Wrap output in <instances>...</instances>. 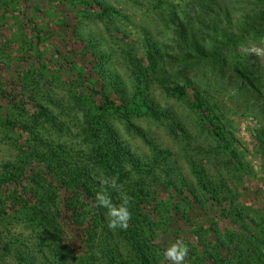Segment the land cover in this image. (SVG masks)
<instances>
[{"label": "rangeland", "instance_id": "rangeland-1", "mask_svg": "<svg viewBox=\"0 0 264 264\" xmlns=\"http://www.w3.org/2000/svg\"><path fill=\"white\" fill-rule=\"evenodd\" d=\"M195 1L198 0H18L5 5L4 0H0V82L9 90L1 95L0 106H15L14 111L19 108L28 123H33L28 126L35 127L39 122L36 131L41 135L45 133L49 144L70 140L77 149L78 127L83 118L75 96H80V92L85 95L89 90L87 86L92 84L95 91L108 90L109 96L117 100L113 86L116 83L121 88L135 85L137 67L152 63L146 56V49L152 48L155 51L153 62L157 60L159 69L145 77L147 89L162 105L177 110L185 125L182 130L176 129L178 135H174L164 123L145 117L135 119L145 130L147 139L125 130L123 164H111L113 171L100 170L102 183L118 184L127 190L130 185L139 188L141 179L155 184L170 175H182L187 177V182H195L191 180L187 162L190 156L212 179L225 183L224 191L231 189L238 203L236 207L241 210L237 211L238 215L246 213L247 216L243 225L235 212L225 215L221 207L232 208L223 199L221 206L210 200L207 214L191 209V218L206 226L213 215L216 216L213 233L216 228H221L222 233L228 227L232 233L244 234L253 228L251 211L260 209L264 202V36L257 43L249 41L229 50L219 70H213L209 63H201L183 74L174 59L175 26L192 14ZM254 6L252 0H215L214 8L227 7L236 16ZM34 27L42 30L43 39L37 38ZM234 58L247 68H238L240 74L232 68ZM27 71L29 75L23 76ZM244 73L250 76L245 79ZM198 95L214 113L220 114L218 119L224 130L219 134L234 147L233 157L229 155V148L224 151L212 136L213 125L204 123L203 126L197 113L187 105ZM100 98L99 92H94L89 102L100 103ZM36 107L38 109L34 110ZM15 130L21 132L19 128ZM5 131L10 130L0 123V136H4ZM184 136L188 138L187 144ZM151 145L157 147L151 148ZM164 148L173 151L171 159L169 152L160 155L170 161L167 168L165 163L156 164L150 158L154 151ZM79 149L83 158L87 157L83 146ZM4 151H7L5 145L0 142V156ZM94 157L87 162L90 166ZM173 159L176 163L171 168ZM155 165L159 168L154 169ZM147 168H151L149 176L144 172ZM118 173L123 178L117 179ZM154 188L157 197L152 192L153 198L143 206L150 216L147 215L148 219L166 225L156 228L159 236L154 237L145 228L138 232V236L149 235L146 241L151 248L156 245L162 250L154 259L148 247L153 256L149 264H191V257L199 261V250L214 237L213 233L199 229L198 236L201 234L200 238L207 239L201 243L190 233V227L179 213H173L170 220L169 212L160 210V206L157 211L158 199L170 200L173 190L159 184ZM172 200L178 202L181 196L176 195ZM83 209L89 210L87 206ZM209 215L211 217L207 218ZM121 240L119 251L130 255L126 241Z\"/></svg>", "mask_w": 264, "mask_h": 264}, {"label": "trees", "instance_id": "trees-1", "mask_svg": "<svg viewBox=\"0 0 264 264\" xmlns=\"http://www.w3.org/2000/svg\"><path fill=\"white\" fill-rule=\"evenodd\" d=\"M13 1L18 0H4V3ZM252 1L255 4L253 9L236 16L227 7L214 8L215 0L195 1L192 14L175 26L174 59L183 74L201 63H209L213 70H219L226 62V53L233 51L237 44L261 41L264 36V0ZM34 28L37 38L43 39L42 30ZM146 56L152 63L137 67L135 85L121 88L116 83L113 86L117 100L109 96L108 90L100 88V91H95L92 84L87 86L89 90L85 95L80 92L82 95L75 96L83 118L78 127L80 139L77 149L70 140L49 144L48 136L36 131L39 122L35 127L28 126L33 123H28L19 108L14 111L15 106H0V119L4 117L0 123L10 130L0 136V142L7 150L0 156V264H128L132 260L135 264H149L153 261L148 249L151 244L146 241L149 235L138 236V232L145 228L155 237L159 236L156 228L166 225L148 219L143 206L153 198L152 192L157 197L155 184L173 190L170 200L158 199L155 209L159 211L157 207L160 206V210L163 208L169 212L170 220L173 213H179L190 227V233L201 243L207 239L200 238L201 234L198 236L199 229L213 233L212 224L216 226V216L209 215L207 218L211 219L203 226L191 218V209L207 214L210 200L221 206L224 199L232 209L222 206L220 211L227 216L235 212L237 217V211L241 210L236 207L238 203L231 189L224 191L225 183L212 179L207 170L190 156L187 162L191 180L195 182H187V177L182 175H170L155 184L141 179L139 188L130 185L127 190L118 184L106 186L102 183L100 170L113 171L114 163L123 164L125 130L147 139L145 130L135 119L145 117L164 123L169 127V133L174 135H178L176 129L182 130L185 125L177 110L162 105L147 89L145 77L149 72L158 71L159 64L157 60L153 62L155 51L152 48L146 49ZM233 63L232 68L238 73L239 69H247L239 64L238 58H234ZM27 74L28 71L23 76ZM243 75L247 79L250 73ZM7 91V86L0 82V97ZM94 92H99L100 103L89 102ZM198 96L187 105L197 113L203 126L204 123L213 125L210 128L214 133L212 136L224 151L229 148V155L233 157L234 147L219 134L224 130L218 119L220 114L214 113L207 101ZM15 128L21 132H16ZM184 137L187 144L188 138ZM81 146L88 153V158H83ZM156 147L151 145V148ZM166 152L170 153L171 159L173 151L169 148L154 151L150 158L156 164L165 163V168L170 167L167 157L160 158ZM93 155V165L90 166L87 162ZM175 163L176 159H173L171 168ZM158 168L154 166V169ZM150 170H144L146 176L150 175ZM121 177L122 174L118 173L117 179ZM155 178H152L153 182ZM176 195L181 196L178 202L172 200ZM85 206L89 210L84 211ZM251 212L253 228L248 233H232L227 227L222 234L221 228H216L214 237L199 250V261L191 257V264H264V202L260 209ZM237 218L246 225V213H239ZM104 234L106 236L101 238ZM121 239L126 241L130 255L119 251ZM152 247L156 259L162 250H158L156 245Z\"/></svg>", "mask_w": 264, "mask_h": 264}]
</instances>
